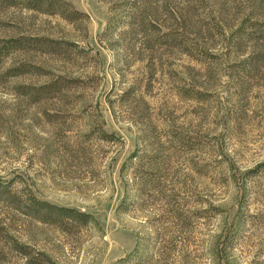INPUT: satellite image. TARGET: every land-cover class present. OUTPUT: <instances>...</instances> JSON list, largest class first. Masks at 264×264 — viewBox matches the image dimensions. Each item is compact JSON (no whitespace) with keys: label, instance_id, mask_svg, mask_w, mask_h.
Segmentation results:
<instances>
[{"label":"rangeland","instance_id":"374dc122","mask_svg":"<svg viewBox=\"0 0 264 264\" xmlns=\"http://www.w3.org/2000/svg\"><path fill=\"white\" fill-rule=\"evenodd\" d=\"M65 1L0 0V180L95 221L0 200V264H264V0Z\"/></svg>","mask_w":264,"mask_h":264},{"label":"trees","instance_id":"16d2710c","mask_svg":"<svg viewBox=\"0 0 264 264\" xmlns=\"http://www.w3.org/2000/svg\"><path fill=\"white\" fill-rule=\"evenodd\" d=\"M10 4L25 5L27 8L44 12L48 14H60L69 20H78L85 13L71 8V4L65 0H7ZM70 8V11H69ZM247 23V22H246ZM248 27L250 31L245 33L244 37H254L255 41L264 42V21L249 20L245 26L240 27V31ZM168 38H171V36ZM170 40V39H165ZM26 41V40H25ZM24 42V41H23ZM7 48H17L22 45V40ZM17 44V45H16ZM257 59L249 60L250 64H256ZM64 82H50L42 85L37 90V95H48L63 86ZM13 183L0 180V200H4L7 204L18 213L32 218L38 222L53 225L62 231L72 233L82 228H87L94 223L95 218L91 213L79 210L74 207L62 206L51 203L47 200L37 198L31 192L17 191L12 188ZM8 244L14 252L18 253L25 259V264H57L46 253L35 250L28 245L17 242L9 233H4ZM233 235L225 239L227 246L233 242Z\"/></svg>","mask_w":264,"mask_h":264}]
</instances>
